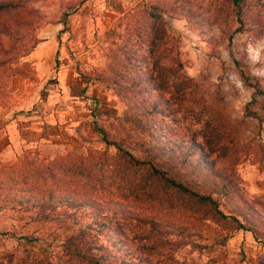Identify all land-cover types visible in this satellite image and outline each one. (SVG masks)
I'll return each instance as SVG.
<instances>
[{
	"label": "rangeland",
	"instance_id": "1",
	"mask_svg": "<svg viewBox=\"0 0 264 264\" xmlns=\"http://www.w3.org/2000/svg\"><path fill=\"white\" fill-rule=\"evenodd\" d=\"M1 1L16 6L0 12V23L10 30L0 33V132L9 131V137L0 141V168L19 166L22 159L39 164L66 152L83 157L90 152L92 159H102L99 170L78 171L75 179L93 189L98 200L119 199L130 212V216L105 221L99 234L98 241L110 248L116 260L264 264V238L236 230L219 247L210 237L191 235V227L195 230L197 225L185 213L141 197L130 200L135 174L127 170L125 180L120 179L117 151L91 129L92 125L101 128L107 140L133 154H138L140 142L158 141L176 150L181 140H204L212 151L210 159L236 179L237 195L264 207V95L253 102L252 88L239 76L241 70L264 91V0H239L238 8L235 0ZM148 10L161 20L150 18ZM154 34L162 39L152 40ZM163 44L171 47L180 63L176 75L166 69L174 67V62L156 60ZM131 54L136 60L133 65L126 58ZM54 56L58 65L66 66L77 78L70 97L62 96ZM135 68L149 69L158 77L152 87L163 93L174 113L175 121L164 118L157 131L154 127L159 122L151 125L156 138L123 121L124 106L107 81L114 69L132 76ZM184 78L191 79L195 88H186ZM81 80L87 86L78 92ZM229 138L232 143L227 144L224 156L218 155L214 148ZM174 154L177 158L172 163L176 164L181 154ZM74 173L63 172L71 177ZM4 176L0 172V178ZM5 206L0 205V231L6 232H0V264L67 261L60 245L63 232L55 222L32 221L35 209ZM219 207L224 213L228 210L225 202ZM77 211L73 213L82 221L89 219L88 211L82 209L80 216ZM144 216L157 218L162 233L149 229ZM215 227L206 222L200 229L206 228L202 232L211 236Z\"/></svg>",
	"mask_w": 264,
	"mask_h": 264
},
{
	"label": "trees",
	"instance_id": "2",
	"mask_svg": "<svg viewBox=\"0 0 264 264\" xmlns=\"http://www.w3.org/2000/svg\"><path fill=\"white\" fill-rule=\"evenodd\" d=\"M234 2V6L238 8L239 0ZM15 6L16 4L12 2L0 0V12ZM147 14L150 18L161 20V16L154 14L153 10H148ZM238 21L242 23L239 18ZM63 22L64 19L61 20V24ZM9 32V26L0 23V33L9 34ZM161 39L162 37L157 34H154L152 38L154 41ZM156 55V60L161 57L170 64L174 62V67L167 66L166 69L169 71L173 69V74L176 75L180 63L174 59L171 47L163 44ZM126 58L132 65L136 61L132 54ZM53 61L56 68L58 62L55 56ZM233 62L238 64L237 60L233 59ZM160 69L159 75L162 74ZM239 76L246 86L252 88L253 102L264 95L258 82H252L250 77L243 74L241 70H239ZM155 78L158 79L149 69L140 71L136 68L132 76L123 75L118 69H114L107 78V81L113 84L115 97L124 106L123 121L149 137L156 136L150 129L155 122H159L154 127V131H157L162 128L161 122L164 118L175 121L173 111L168 108V100L163 97V93H160L157 87H152ZM184 81L186 88H195V84L190 83L191 79L184 78ZM244 111H248L246 107ZM91 129L101 135L106 145H113L117 151L116 157L120 162L117 174L120 175V179L125 180L127 170H132L135 174L130 184L134 191L133 194L132 192L129 194L130 200L136 201V197H141L145 202L152 201L160 206L168 207L167 209L175 208L174 210L185 213L186 217L199 228L194 230V227H191L193 230L191 235L204 240L210 237L213 244L219 247H224L227 239L236 230L248 231L255 239L264 238V207H261L260 202H249L237 195L236 179L227 168H218L214 160L210 159L209 143L204 140L196 141L195 138L181 140L176 145V150H173L165 144H159L158 141L151 144L140 142L137 146L138 154H133L107 140L101 128L92 125ZM220 143L223 144L214 149L218 155L224 156L228 149L227 144H231L232 139L229 138ZM174 152L181 154L176 164L172 163L177 158ZM89 154L83 157L78 153L66 152L62 156L44 160L39 164L32 159H22L19 166L1 167L0 172L5 176L0 178V191L5 192L4 194L0 192V205L3 208L7 205L10 209L14 207L25 210L35 209L32 221L55 222L57 229L63 232L61 252L64 257H67V261L63 264H151L147 261L140 263L116 260V257L110 253V248L98 241L102 227L106 224L105 221H116L120 217L131 214L122 207L119 199L98 200L93 189L82 187L79 180L75 179L79 175L78 171L89 173L95 169L99 170L101 157V160L97 161ZM96 156L99 160V155ZM24 169L27 172H24ZM66 170L74 171L75 177L65 176L63 172ZM11 193L12 195H9ZM141 199L139 200L143 201ZM139 200L137 201L140 202ZM221 202L227 204L226 213L219 207ZM58 207H64L67 210L57 212ZM82 209L88 211L89 219L86 221H82L73 213L74 210H78L77 213L80 216ZM206 222L216 226L211 236L202 232L206 228L200 229V226ZM143 223L149 229L162 233L159 229L161 224L157 218L144 216ZM184 230L190 232L188 226H184ZM0 232L6 233L5 230ZM189 232L187 234H190ZM21 237H25L24 234ZM192 243L194 242H186V244Z\"/></svg>",
	"mask_w": 264,
	"mask_h": 264
},
{
	"label": "crops",
	"instance_id": "3",
	"mask_svg": "<svg viewBox=\"0 0 264 264\" xmlns=\"http://www.w3.org/2000/svg\"><path fill=\"white\" fill-rule=\"evenodd\" d=\"M54 74L57 77L58 82L60 83L62 87V96L70 97V92L72 91L73 84L76 83L77 78L75 75L71 74L66 66L64 65H58L56 68L54 67ZM85 86H87V82L85 80H81L79 82L80 90L77 91L81 92V89H83ZM89 86V85H88ZM92 89H89V93H91ZM7 136L9 137V131H1L0 132V141H4V139H7ZM35 137H38L35 136ZM4 148V145L1 146V150Z\"/></svg>",
	"mask_w": 264,
	"mask_h": 264
}]
</instances>
